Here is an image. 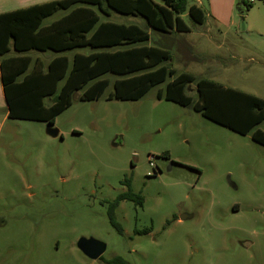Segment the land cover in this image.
<instances>
[{
    "label": "rangeland",
    "instance_id": "obj_1",
    "mask_svg": "<svg viewBox=\"0 0 264 264\" xmlns=\"http://www.w3.org/2000/svg\"><path fill=\"white\" fill-rule=\"evenodd\" d=\"M187 1L204 26L185 16L192 32L168 41L150 29L172 68L264 99V0ZM108 20L145 28L139 17ZM30 55L47 64L56 53ZM170 80L138 101L109 100L112 84L98 100L76 93L54 125L8 119L0 103V264H264V147L159 99ZM127 181L144 203L117 206L120 234L109 212ZM81 238L106 244L104 260L86 257Z\"/></svg>",
    "mask_w": 264,
    "mask_h": 264
},
{
    "label": "trees",
    "instance_id": "obj_2",
    "mask_svg": "<svg viewBox=\"0 0 264 264\" xmlns=\"http://www.w3.org/2000/svg\"><path fill=\"white\" fill-rule=\"evenodd\" d=\"M244 6L246 10L251 7ZM60 12L65 14L62 18L44 25ZM112 12L142 18L146 27L108 20ZM185 16L198 26L207 21L205 11L189 6L187 0H58L0 15V55L11 51L25 54L2 62L8 119L53 125L72 106L76 93L82 92L81 101H94L112 84L109 100L138 101L171 79L165 93L158 92L159 99L192 107L220 126L242 136L251 135L264 147V131L256 129L264 121V99L191 73H178L171 66L170 47L154 40L148 30L169 36L189 34L192 29ZM48 51L56 55L47 64L28 56ZM111 76L116 77L114 82ZM191 85H195L196 97L189 93ZM126 184L129 191L109 212L110 223L120 234L117 206L126 200L144 203V197L135 194L128 181ZM150 232L146 229L142 234ZM104 263L129 264L121 257Z\"/></svg>",
    "mask_w": 264,
    "mask_h": 264
},
{
    "label": "crops",
    "instance_id": "obj_3",
    "mask_svg": "<svg viewBox=\"0 0 264 264\" xmlns=\"http://www.w3.org/2000/svg\"><path fill=\"white\" fill-rule=\"evenodd\" d=\"M54 1H58V0H0V15L6 14V13L15 12V11L22 10V9H27V8L34 7V6H37V5H43V4L54 2ZM234 3H235V0L232 1L231 5H233ZM112 14H114V13L112 12ZM64 15L65 14L63 13L61 16H59V18L53 19L50 24H52L54 21L62 18ZM103 18L105 19V17H103ZM207 19H208V16H207ZM50 24H46L45 26H49ZM120 24H123V23H120ZM145 27H146V22H145ZM148 30L150 32V29H148ZM189 34H175V35L169 36V35H166V34L159 35V34L155 33L156 36H160L161 38H164L165 41H168L170 38H173V37H179V38H177L179 40L182 39V38L184 39L187 36H189ZM24 55L25 54L19 55L15 51H11L8 55H6L4 57L0 55V103L2 105H4V106L6 104V108H7V103H6L5 91H4L3 80H2V62H3V60H7V59H10V58H15L17 56H24ZM28 56H32V55L28 54ZM4 101H5V103H4ZM7 117H8V108H7L6 118Z\"/></svg>",
    "mask_w": 264,
    "mask_h": 264
},
{
    "label": "water",
    "instance_id": "obj_4",
    "mask_svg": "<svg viewBox=\"0 0 264 264\" xmlns=\"http://www.w3.org/2000/svg\"><path fill=\"white\" fill-rule=\"evenodd\" d=\"M46 133L52 138H58L60 136V131L53 127H48ZM77 247L86 257L93 261L102 258L107 249L106 244L93 238H81L77 243Z\"/></svg>",
    "mask_w": 264,
    "mask_h": 264
},
{
    "label": "flooded vegetation",
    "instance_id": "obj_5",
    "mask_svg": "<svg viewBox=\"0 0 264 264\" xmlns=\"http://www.w3.org/2000/svg\"><path fill=\"white\" fill-rule=\"evenodd\" d=\"M115 203V201L111 202V205H113ZM119 206V205H118ZM117 209V208H116Z\"/></svg>",
    "mask_w": 264,
    "mask_h": 264
},
{
    "label": "built area",
    "instance_id": "obj_6",
    "mask_svg": "<svg viewBox=\"0 0 264 264\" xmlns=\"http://www.w3.org/2000/svg\"><path fill=\"white\" fill-rule=\"evenodd\" d=\"M255 2V0H251V3H254Z\"/></svg>",
    "mask_w": 264,
    "mask_h": 264
}]
</instances>
